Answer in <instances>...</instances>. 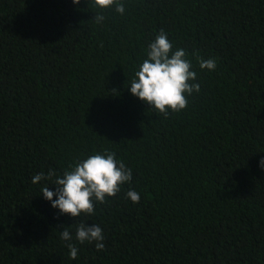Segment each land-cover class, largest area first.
Returning <instances> with one entry per match:
<instances>
[{"label":"trees","instance_id":"trees-1","mask_svg":"<svg viewBox=\"0 0 264 264\" xmlns=\"http://www.w3.org/2000/svg\"><path fill=\"white\" fill-rule=\"evenodd\" d=\"M123 2L96 24L88 0H0V264H264V0ZM161 28L200 84L168 118L130 92ZM105 150L133 178L91 216L44 199L55 177L31 182Z\"/></svg>","mask_w":264,"mask_h":264},{"label":"clouds","instance_id":"clouds-1","mask_svg":"<svg viewBox=\"0 0 264 264\" xmlns=\"http://www.w3.org/2000/svg\"><path fill=\"white\" fill-rule=\"evenodd\" d=\"M72 2L79 5L81 0ZM90 5L100 9L91 19L96 24H102L106 19L103 14L105 10L114 9L121 15L126 10L123 0H88V7ZM146 56L130 83L131 94L165 118L169 117L170 112L179 114L184 111L188 106V97L200 92V84L195 82L198 74L192 70L193 65L187 58V51L183 48L173 50V42L161 28L149 43ZM196 59L202 71L216 70L215 58L203 59L196 55ZM259 167L264 170V158L260 159ZM53 177L55 180L51 185H55L56 190L50 191L49 186L45 185L41 188V194L51 202L53 208L59 209L61 215L68 214L73 218L93 215L97 203L104 204L108 198L115 197L121 187L131 183L133 178L132 169L108 150L70 164L62 176L49 170L46 174L41 172L34 175L31 182L38 184L44 180H52ZM126 196L133 203L140 201V194L135 190H129ZM60 238L69 242V256L75 260L79 250L70 242L72 236L67 227L61 231ZM75 238L81 244L94 243L97 251H102L105 247L103 229L96 224L88 226L80 221Z\"/></svg>","mask_w":264,"mask_h":264}]
</instances>
